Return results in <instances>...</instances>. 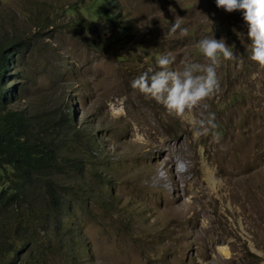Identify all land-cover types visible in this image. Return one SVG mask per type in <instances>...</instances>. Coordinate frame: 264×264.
Here are the masks:
<instances>
[{"label":"rangeland","instance_id":"1","mask_svg":"<svg viewBox=\"0 0 264 264\" xmlns=\"http://www.w3.org/2000/svg\"><path fill=\"white\" fill-rule=\"evenodd\" d=\"M88 1L0 0V38L23 42L9 71L19 74L11 106L37 129L68 116V141L83 162L71 179L87 193L72 199L73 215L38 229L43 257L2 255L0 238V264L10 256L12 264H264V69L250 59L242 12L215 0H116L124 31L93 23L80 12ZM177 21L187 36L169 34ZM109 35L114 42H103ZM204 38L224 40L235 59L221 58L219 89L192 110L197 120L215 114L216 129L197 137L131 81L163 55L175 57L176 71L207 65ZM110 101H123L127 116L113 119ZM203 166L210 189L172 182L175 168L203 181ZM190 207L196 213L183 220L169 210ZM7 217L0 236L13 225Z\"/></svg>","mask_w":264,"mask_h":264},{"label":"trees","instance_id":"2","mask_svg":"<svg viewBox=\"0 0 264 264\" xmlns=\"http://www.w3.org/2000/svg\"><path fill=\"white\" fill-rule=\"evenodd\" d=\"M80 12L89 14L93 23L101 19L127 31L120 26L123 18L116 0H89ZM104 41L114 42V36ZM22 48L21 40L0 38V218L8 215L13 223L0 238L5 243L2 255L13 256L25 249L31 258L43 257V247L35 239L38 229L48 231L62 215H73L72 199L87 193L71 179L83 162L68 141V116L54 130L48 126L37 129L24 110L11 106L19 74L9 71L18 69ZM61 227L67 229L66 223ZM10 257L5 258L6 264H12Z\"/></svg>","mask_w":264,"mask_h":264},{"label":"clouds","instance_id":"3","mask_svg":"<svg viewBox=\"0 0 264 264\" xmlns=\"http://www.w3.org/2000/svg\"><path fill=\"white\" fill-rule=\"evenodd\" d=\"M218 8L227 12L241 11L247 25V36L251 41L250 59L264 69V0H215ZM180 31L181 36L188 35V29L182 28L179 21L172 24L169 34ZM198 47L209 63L205 66L185 62L182 71L172 70L170 65L175 57L161 56L155 66H149L141 75L131 81V87L143 94L146 99L155 100L165 109L167 116L185 118L194 129V135H208L216 129L215 114H209L197 120L192 110L213 96L219 89L217 68L221 58L225 61L235 59L233 51L222 39L204 38ZM206 107V106H205ZM108 111L113 119L126 117L123 101L109 102ZM137 138H141L136 133ZM218 141V135H215Z\"/></svg>","mask_w":264,"mask_h":264},{"label":"bare ground","instance_id":"4","mask_svg":"<svg viewBox=\"0 0 264 264\" xmlns=\"http://www.w3.org/2000/svg\"><path fill=\"white\" fill-rule=\"evenodd\" d=\"M229 155V154H228ZM232 157H233V153H232ZM228 160H231L232 161V158H231V155L228 157ZM168 161H172L170 158L168 159ZM223 162V161H222ZM238 162V161H237ZM231 166L234 167V163L231 162ZM164 167V166H163ZM186 168L188 169V166L186 164ZM186 168H185V171H186ZM192 166L189 165V169H191ZM174 173H172V182H177V180L179 179H183L184 181V186H189V188H191V190L193 192H196L198 194V189L200 188L199 185H201L203 182L208 185L209 189L211 188L210 186L213 184L214 182V179H213V176H212V172L209 171L206 167L203 166V173H202V177L203 178V181L201 179H199L197 177V170L194 171V174L193 176L188 179L185 175H184V170L182 171V169H173ZM199 172V171H198ZM238 172H240V170H238ZM241 173V172H240ZM200 174V172H199ZM244 177V176H243ZM242 178V177H241ZM196 195V194H195ZM191 209L189 210L188 208L187 209H181V210H178V208H176V210H172L171 208L169 210H171L172 212V215H177V213H179L178 215V218L179 220H183L185 217H193L194 214L196 213V210L195 208L193 209L192 207H190ZM174 209V208H173ZM189 211H193L191 215H188ZM178 221V220H177ZM195 231V230H194ZM195 233V232H193ZM197 233V232H196ZM194 237V235H193ZM223 251H226L227 252V249L224 247L223 248Z\"/></svg>","mask_w":264,"mask_h":264}]
</instances>
